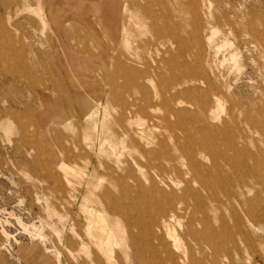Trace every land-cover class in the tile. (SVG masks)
Segmentation results:
<instances>
[{"label":"rangeland","instance_id":"374dc122","mask_svg":"<svg viewBox=\"0 0 264 264\" xmlns=\"http://www.w3.org/2000/svg\"><path fill=\"white\" fill-rule=\"evenodd\" d=\"M93 1L122 2L123 25L82 115L54 118L65 34L45 0H0V264L157 263L146 229L171 191L182 223L216 226L211 260L264 262V0Z\"/></svg>","mask_w":264,"mask_h":264},{"label":"crops","instance_id":"0c3cea01","mask_svg":"<svg viewBox=\"0 0 264 264\" xmlns=\"http://www.w3.org/2000/svg\"><path fill=\"white\" fill-rule=\"evenodd\" d=\"M44 3L49 26H53L59 37L64 33V37L71 42L69 44L60 37L59 43L64 47L63 62L60 54H53L52 58L58 60V68L48 67L54 76L52 82L59 85L58 91L65 95L67 105H64L61 97L52 98L49 105L51 111L41 113L54 118L68 113L82 115L81 97L88 94L87 91L83 93V86L93 82L94 68L101 64L105 52L113 43L111 32L123 25V4L120 2L118 7L116 3L115 8L107 4L105 9L96 10L93 0H45ZM90 12H94L95 20L89 15ZM114 12L117 14V26L112 24ZM256 264L264 262L257 261Z\"/></svg>","mask_w":264,"mask_h":264},{"label":"bare ground","instance_id":"6f19581e","mask_svg":"<svg viewBox=\"0 0 264 264\" xmlns=\"http://www.w3.org/2000/svg\"><path fill=\"white\" fill-rule=\"evenodd\" d=\"M136 134L140 139L144 138L143 134L139 132ZM165 159L166 161L172 162L177 158L168 155ZM192 165L195 166L197 163L193 161ZM156 166L160 169L162 168L160 164ZM154 176L157 177L156 175ZM166 179L164 178L165 182ZM185 184L186 183H184V185ZM150 185H152V183ZM175 185L177 186V183H175ZM189 189V186L186 185L183 189L184 193ZM180 195L181 196H176L172 191L171 193L161 195L163 205L156 210L154 215H151L146 229L148 234V248L150 250V257L158 259L159 262L156 263L148 260L147 264H224L222 261H213L209 257L213 237L212 231L216 229V226L211 221H205L202 229L197 230L193 226L195 220V211L193 208L185 223H182L181 219L185 217L190 203L183 198V194ZM202 211L203 214L206 215V208H203ZM177 225L178 230L176 228ZM183 225H185V227H183Z\"/></svg>","mask_w":264,"mask_h":264}]
</instances>
